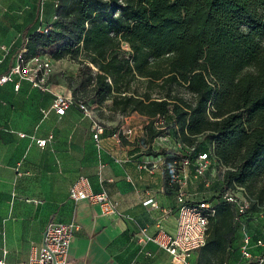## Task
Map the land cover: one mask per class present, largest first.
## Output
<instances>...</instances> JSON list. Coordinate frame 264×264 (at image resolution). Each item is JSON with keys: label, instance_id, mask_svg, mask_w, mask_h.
I'll return each instance as SVG.
<instances>
[{"label": "trees", "instance_id": "trees-1", "mask_svg": "<svg viewBox=\"0 0 264 264\" xmlns=\"http://www.w3.org/2000/svg\"><path fill=\"white\" fill-rule=\"evenodd\" d=\"M55 17L29 37L63 41L54 59L81 56L99 105L162 116L157 133L173 129L182 147L175 161L192 148L191 159L209 151L226 167L207 199L216 215L200 255L202 264L238 259L239 224L222 195L240 186L253 199L248 214L264 208V186L255 187L264 176V0H58Z\"/></svg>", "mask_w": 264, "mask_h": 264}, {"label": "crops", "instance_id": "crops-1", "mask_svg": "<svg viewBox=\"0 0 264 264\" xmlns=\"http://www.w3.org/2000/svg\"><path fill=\"white\" fill-rule=\"evenodd\" d=\"M57 1L0 0V75L11 69L20 51L26 57L54 54L62 45L57 41L41 46L29 37L53 28ZM48 84L51 91L25 80L18 87L14 82L0 86V259L15 264L37 257L48 223L75 221L80 228L66 264H173L170 254L147 237L158 227L174 232L179 191L195 201L212 195L194 190L192 165L174 164L173 152L179 155L182 147L173 129L157 133L160 126L155 121L137 113H115L109 100L99 106L112 114L106 121L83 115L75 105L62 116H44L42 110L55 95L67 90ZM93 120L104 125L98 146L92 138ZM124 128L133 133L117 142L112 134ZM49 135L52 140L44 147L34 143ZM144 163L155 167L140 168ZM80 175L93 192L109 196L116 214H103L98 205L68 197ZM149 198L157 207L144 203ZM248 218L246 229L252 237L263 236V222L252 226ZM237 237L230 249L237 262L229 256L223 264H246L238 252L239 230Z\"/></svg>", "mask_w": 264, "mask_h": 264}, {"label": "built area", "instance_id": "built-area-1", "mask_svg": "<svg viewBox=\"0 0 264 264\" xmlns=\"http://www.w3.org/2000/svg\"><path fill=\"white\" fill-rule=\"evenodd\" d=\"M49 30L48 27H45L42 32L47 33ZM51 67V54L42 52L26 57V54L20 51L15 55V62L11 69L7 73L0 75V86L7 82H14V86L18 87L20 81L25 80L36 89L51 91L48 84ZM95 104L98 105L97 102ZM74 105L83 115L91 117V105L86 101L75 100L63 94H56L49 108L43 109L42 114L46 116L53 112L57 116H62L70 106ZM162 121V116L158 115L155 123L160 125ZM91 130L92 138L98 146L100 135L104 132V125L98 120H93ZM132 133V128L117 129L113 132L112 137L117 142H120L123 136H130ZM19 135L21 137L24 136L23 133H19ZM161 139L164 140L165 136H161ZM50 140H52V135L44 139H34V143L39 147H44ZM190 150L192 148L187 150V155L180 157L174 164L179 163L182 168L192 165L193 178H203L210 164V153L209 151L199 152L191 159L188 155ZM139 167L150 171L155 167V164L144 163ZM174 167L173 165L172 171H175ZM175 176H177V173H175ZM204 183L208 186L210 182L204 179ZM68 197L73 201L86 200L90 204L98 205L103 214H116L115 207L111 203L109 196L105 192H93L85 176H78L70 185ZM222 199L235 208L234 220L239 224V231L241 232V242L238 247L240 258L246 264H264V235L253 238L246 229L245 224L248 210L253 203L252 197L242 187L235 186L228 188L223 193ZM26 201L35 204L39 203L38 200L27 199ZM177 201L179 206L174 232L168 233L158 227L154 234L147 237V240L153 241L168 252L173 264H187V260L191 255L205 245L209 223L216 215V207L213 201L207 199L199 201L189 199L182 191L178 192ZM144 203L157 207L151 198ZM79 228V224L75 221L48 223L37 257L15 264H66L71 240ZM0 264L10 263L0 259Z\"/></svg>", "mask_w": 264, "mask_h": 264}, {"label": "rangeland", "instance_id": "rangeland-1", "mask_svg": "<svg viewBox=\"0 0 264 264\" xmlns=\"http://www.w3.org/2000/svg\"><path fill=\"white\" fill-rule=\"evenodd\" d=\"M264 45V41L262 42ZM53 55V54H51ZM84 60L81 56H70L69 54L64 56L61 59H54L52 57V67L49 76L48 83L55 85L57 87H62L63 89H67L64 93L66 96H70L75 100H83L86 101L89 105L92 106V115L95 116L100 121H106V119L111 117V113L105 112L104 110H100L99 104H95V100L92 96V91L90 85L86 84L84 81L89 74V70L84 66ZM92 68H94L92 66ZM53 87V86H52ZM183 93V90H180ZM184 95H186L184 93ZM103 104H106L104 102ZM152 126V123L150 124ZM158 125V124H157ZM203 138L199 137L198 141H201ZM203 141V140H202ZM204 141H206L204 139ZM209 143V142H208ZM207 143V144H208ZM226 167L219 161L210 160V164L208 169L205 172V176L203 178L192 179L194 190L196 192L205 191L206 193L213 194L212 183L223 174ZM204 179L209 181V185L206 186L204 183ZM256 189L258 187L264 186V176L255 184ZM207 199L210 198L207 195ZM250 224L257 225L260 221L264 224V208L259 207L257 209H253L251 213L248 214ZM235 262H237L235 260ZM187 264H202V258L200 255V250L196 251L188 260ZM234 264H243V263H234Z\"/></svg>", "mask_w": 264, "mask_h": 264}, {"label": "water", "instance_id": "water-1", "mask_svg": "<svg viewBox=\"0 0 264 264\" xmlns=\"http://www.w3.org/2000/svg\"><path fill=\"white\" fill-rule=\"evenodd\" d=\"M44 236H45V232L43 233V239H44ZM43 241V240H42Z\"/></svg>", "mask_w": 264, "mask_h": 264}]
</instances>
